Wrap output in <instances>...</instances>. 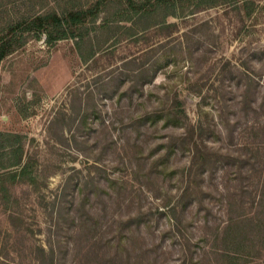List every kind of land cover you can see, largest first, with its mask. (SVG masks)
Returning <instances> with one entry per match:
<instances>
[{
  "label": "rangeland",
  "instance_id": "374dc122",
  "mask_svg": "<svg viewBox=\"0 0 264 264\" xmlns=\"http://www.w3.org/2000/svg\"><path fill=\"white\" fill-rule=\"evenodd\" d=\"M154 1L0 0L92 12L1 63L0 264H264V0Z\"/></svg>",
  "mask_w": 264,
  "mask_h": 264
},
{
  "label": "trees",
  "instance_id": "16d2710c",
  "mask_svg": "<svg viewBox=\"0 0 264 264\" xmlns=\"http://www.w3.org/2000/svg\"><path fill=\"white\" fill-rule=\"evenodd\" d=\"M197 0H195L196 3ZM200 4L204 3V5L212 4L211 0H199ZM194 0H155L150 9H147L145 3H142L139 6L142 13L140 15L141 18L146 16L153 15L154 13L160 12L162 13L160 17H162L160 23H164L169 16H179L187 10L189 5H192ZM203 6V5H201ZM195 12V11H193ZM91 10L89 8H83L78 10H72L69 12H63L59 14L57 12H48L44 14H35L34 18L30 22L24 20H18V22L11 23L7 25L4 29H0V66L2 61L9 55L13 54L17 51L21 46L25 45L31 37H42L46 36V41L49 43H55L62 39L68 38H78L80 36L86 35V32L79 31V25L84 24L88 15L91 14ZM27 24L25 27L24 25ZM21 29V30H20ZM82 30V28L80 29ZM88 31V30H87ZM80 44V43H79ZM144 71H141V74ZM151 80V79H150ZM23 151V147L21 148H13L12 153L17 155ZM23 160V154L19 158H17L13 165H18ZM30 163L28 162L22 169L20 175L14 173L11 177L16 181L18 176V181H26L25 179H32L30 172ZM232 233H228L229 236V244L234 250V258L238 255H245V251L239 252V249H242V244H238L237 237L242 235L244 241H246V236L241 232V228L237 227ZM262 230L261 227L258 228V233ZM231 237V239H230ZM242 241V239H241Z\"/></svg>",
  "mask_w": 264,
  "mask_h": 264
}]
</instances>
